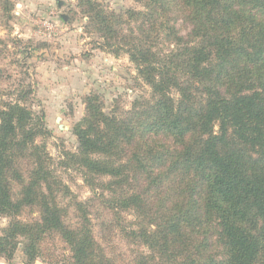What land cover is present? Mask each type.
Listing matches in <instances>:
<instances>
[{"label":"trees","instance_id":"1","mask_svg":"<svg viewBox=\"0 0 264 264\" xmlns=\"http://www.w3.org/2000/svg\"><path fill=\"white\" fill-rule=\"evenodd\" d=\"M133 1L142 10L77 6L86 34L125 55L147 95L107 114L88 97L76 152L60 164L115 217L131 215L122 232L138 247L133 264H264V0ZM41 123L18 102L0 107V215L10 218L0 258L19 249L33 263L57 235L71 264H112L86 202L72 200L76 220L65 222L58 197L69 192L36 143ZM27 208L39 218L19 220Z\"/></svg>","mask_w":264,"mask_h":264},{"label":"rangeland","instance_id":"2","mask_svg":"<svg viewBox=\"0 0 264 264\" xmlns=\"http://www.w3.org/2000/svg\"><path fill=\"white\" fill-rule=\"evenodd\" d=\"M120 13L142 10L133 0H92ZM78 0H0V107L18 102L31 111L46 130L43 144L51 158L50 168L68 188L59 204L66 210L65 222L73 223L76 212L72 200L86 202L94 235L112 264H133L138 247L126 238L122 228L133 221L131 215L115 217L109 207L86 187L74 168H64L63 154L75 153L74 127L85 116V102L96 96L105 114L113 108L129 110L134 101L147 95L148 88L136 78L134 66L125 55L114 57L100 49L98 36L88 35L87 22ZM182 34H185L182 32ZM26 165H24V170ZM14 192L18 193L17 186ZM39 218L36 208L24 210L19 220ZM10 218L0 215V236ZM42 253L28 263L16 250L5 264H71L68 246L51 235L41 244Z\"/></svg>","mask_w":264,"mask_h":264},{"label":"crops","instance_id":"3","mask_svg":"<svg viewBox=\"0 0 264 264\" xmlns=\"http://www.w3.org/2000/svg\"><path fill=\"white\" fill-rule=\"evenodd\" d=\"M0 264H5V263L0 262Z\"/></svg>","mask_w":264,"mask_h":264}]
</instances>
